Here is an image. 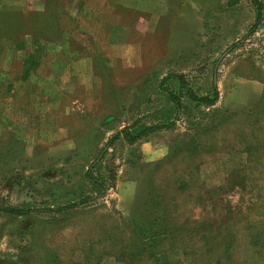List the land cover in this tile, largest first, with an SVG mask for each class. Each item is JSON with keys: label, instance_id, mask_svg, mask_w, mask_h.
<instances>
[{"label": "rangeland", "instance_id": "1", "mask_svg": "<svg viewBox=\"0 0 264 264\" xmlns=\"http://www.w3.org/2000/svg\"><path fill=\"white\" fill-rule=\"evenodd\" d=\"M260 2L0 0V264H264Z\"/></svg>", "mask_w": 264, "mask_h": 264}, {"label": "trees", "instance_id": "2", "mask_svg": "<svg viewBox=\"0 0 264 264\" xmlns=\"http://www.w3.org/2000/svg\"><path fill=\"white\" fill-rule=\"evenodd\" d=\"M253 3L257 9V19H256V24L255 26L252 28L251 32L254 31V29H256V27L260 24L261 22V13H262V7H261V2L260 0H253ZM50 8L51 6L48 5ZM1 8V7H0ZM51 10H49L50 13ZM51 14V13H50ZM10 17H12V14L7 12H1L0 10V24L4 21H12L10 19ZM47 20H49V15L47 16ZM176 79H178L179 83H180V88L182 91H186V95L188 96V98L190 99V101L195 102V103H199L202 105H206V106H213L219 99V92H218V88L215 85L214 86V91L212 96H198L197 94L194 93V91L189 87V85L187 84L185 78L183 76H176ZM170 97L171 100L177 110V113H179L182 109V102H181V98L176 96L174 93L170 92ZM114 119V116H110L108 117L104 123H109L110 121H112ZM156 127H148L145 128L142 132L134 135L132 134L129 130H123L120 133H117L106 145V147L101 151V153L99 154V158H97L96 161H98L101 157H103V155L106 153L107 149L110 148L111 145H113L118 139H120L121 136H123V138L130 144V145H134L137 143L138 140H140L142 137L147 136L150 132L155 131ZM93 166V165H92ZM87 177L97 186H99L102 189H105L106 186L104 184V182H102L100 179H98L95 174L92 171V167L87 171ZM75 207V206H72ZM33 212V210H28V209H23V208H18V207H0V213H7L9 215L12 216H16V217H25L30 215ZM145 217V216H144ZM146 218V217H145ZM143 219V218H142ZM157 219H162L161 217H157ZM144 220H147L144 219ZM154 224V223H152ZM165 230L167 229H152V228H147V227H141L139 229L138 234L141 236V239H146L145 241H147L148 246L151 248L153 247V244H159L157 241V238L159 237H163L165 234ZM156 246V245H155ZM157 247V246H156ZM156 250V248H154ZM159 262L161 260H158Z\"/></svg>", "mask_w": 264, "mask_h": 264}]
</instances>
